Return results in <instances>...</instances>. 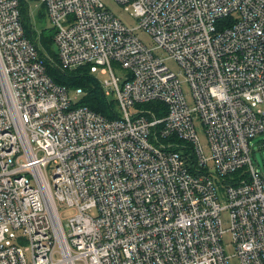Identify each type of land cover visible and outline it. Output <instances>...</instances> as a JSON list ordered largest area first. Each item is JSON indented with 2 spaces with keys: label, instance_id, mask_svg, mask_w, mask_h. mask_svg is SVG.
<instances>
[{
  "label": "built area",
  "instance_id": "2783aa9c",
  "mask_svg": "<svg viewBox=\"0 0 264 264\" xmlns=\"http://www.w3.org/2000/svg\"><path fill=\"white\" fill-rule=\"evenodd\" d=\"M38 1L60 68L109 76L120 117L76 107L26 38L19 1L0 0V264H230L224 211L241 264H264L251 157L264 134V0H115L136 29L105 0ZM152 102L166 116L137 107ZM63 205L77 211L67 225Z\"/></svg>",
  "mask_w": 264,
  "mask_h": 264
},
{
  "label": "rangeland",
  "instance_id": "374dc122",
  "mask_svg": "<svg viewBox=\"0 0 264 264\" xmlns=\"http://www.w3.org/2000/svg\"><path fill=\"white\" fill-rule=\"evenodd\" d=\"M104 2L107 6V9L111 11L113 14H115L128 28L136 29L138 27L137 21L135 20L134 17L130 15L129 12L125 10V7L117 3L115 0H105ZM29 3H30V17L32 20L33 27L37 31L38 44L40 49L48 57L54 54L57 56L58 50L54 43L52 44L51 47H47L41 42V37L43 36L44 31L48 33L54 30L52 23L49 21L47 11L43 5V2L38 0H30ZM42 21L44 22L42 23ZM135 34L149 48L155 46L152 36L146 33L145 31L136 30ZM159 55L165 57V54L163 52H160ZM167 64L175 73H179L181 71L180 66L176 62L169 60L167 61ZM114 69L117 76L120 77L122 71L119 70L116 65ZM94 77L97 78L101 84H103L106 79H109V76L106 75L104 76L102 74H98V77L96 76ZM185 93L189 99L190 104H192L191 91L187 86L185 87ZM70 94L73 99L78 98V101H81L86 97V93L84 92L78 94L76 88L73 89ZM113 98L114 97H110L109 100L113 101ZM195 124L201 146L204 149L205 155L210 159L212 157V151L204 124L200 121V119H196ZM251 150H252L251 157L255 167H257L260 173L264 175V134L258 135L256 138H254L251 141ZM209 166L211 169L214 170L213 160L209 162ZM49 175L51 177L53 175V172L50 171ZM220 202L224 203V200L221 199ZM76 214L77 211L75 208L68 207L67 205L60 206V215L64 225H67L69 223V220L75 217ZM93 215H96V212H94ZM222 221H223V228L225 230L223 242L226 253L230 257V264H241L239 258L236 255L235 246L233 244V233L230 230L231 221H230L229 211L223 212ZM19 246L22 247L24 251H26V249L29 247L28 244L26 243H21L19 244Z\"/></svg>",
  "mask_w": 264,
  "mask_h": 264
},
{
  "label": "trees",
  "instance_id": "16d2710c",
  "mask_svg": "<svg viewBox=\"0 0 264 264\" xmlns=\"http://www.w3.org/2000/svg\"><path fill=\"white\" fill-rule=\"evenodd\" d=\"M20 3V11L22 16V24L24 26L26 38L34 44L39 51L40 60L46 67L48 75L52 80L60 86L66 87L70 92L76 88L82 89L86 93V97L75 103L76 107H88L96 113L101 114L109 120H115L120 117L118 102L115 98L110 101L106 96L101 83L97 78L89 73L87 69H81L75 72L63 71L59 66V59L54 54L46 56L39 47L37 31L33 27L30 17V0H18ZM44 21H42L43 23ZM55 31L45 32L41 37V42L51 47L54 43ZM138 108H143L154 112L157 117H164L167 114V107L161 102H152L148 104L138 105ZM185 150V156L189 155L188 149ZM239 179V175H235V180Z\"/></svg>",
  "mask_w": 264,
  "mask_h": 264
}]
</instances>
